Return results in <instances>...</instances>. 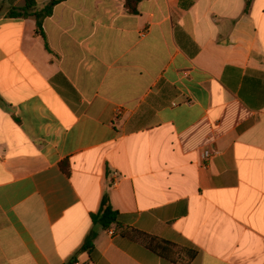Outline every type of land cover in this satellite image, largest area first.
Returning <instances> with one entry per match:
<instances>
[{
    "label": "crops",
    "instance_id": "0c3cea01",
    "mask_svg": "<svg viewBox=\"0 0 264 264\" xmlns=\"http://www.w3.org/2000/svg\"><path fill=\"white\" fill-rule=\"evenodd\" d=\"M126 4L40 32L0 0V264H179L94 225L105 197L191 264H264V0Z\"/></svg>",
    "mask_w": 264,
    "mask_h": 264
},
{
    "label": "trees",
    "instance_id": "16d2710c",
    "mask_svg": "<svg viewBox=\"0 0 264 264\" xmlns=\"http://www.w3.org/2000/svg\"><path fill=\"white\" fill-rule=\"evenodd\" d=\"M63 1L66 0L51 1L46 7L38 10L36 9V0H24V5L10 10L8 17L15 19L33 17L36 20L37 29L42 32L44 20L50 17L53 14L54 7ZM140 2L141 0H127L126 7L128 12L132 15H137L139 13L138 6ZM251 2L252 0H247V10L250 8ZM92 221L94 225L101 226L106 230L115 227L126 238L133 241H141L148 250L171 263L191 264L198 255L196 250L181 247L157 237L147 236L139 231L125 229L119 222V214L113 210L108 197L103 199L100 212L92 215ZM95 235L93 231L89 234L80 251L89 252L93 249Z\"/></svg>",
    "mask_w": 264,
    "mask_h": 264
},
{
    "label": "built area",
    "instance_id": "2783aa9c",
    "mask_svg": "<svg viewBox=\"0 0 264 264\" xmlns=\"http://www.w3.org/2000/svg\"><path fill=\"white\" fill-rule=\"evenodd\" d=\"M211 156H212V152H211V151H206V152L204 153V159H210ZM116 176H117V174H116ZM117 185H118V177H117V179L113 182V186H117ZM108 233H109L110 236H115V234H116V232H115L113 229H110Z\"/></svg>",
    "mask_w": 264,
    "mask_h": 264
}]
</instances>
